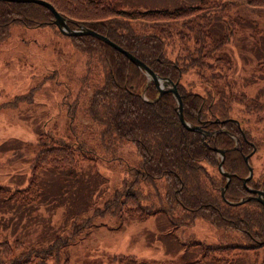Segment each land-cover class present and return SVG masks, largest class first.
Listing matches in <instances>:
<instances>
[{
	"label": "trees",
	"instance_id": "obj_1",
	"mask_svg": "<svg viewBox=\"0 0 264 264\" xmlns=\"http://www.w3.org/2000/svg\"><path fill=\"white\" fill-rule=\"evenodd\" d=\"M48 1L70 26L83 24L105 34L155 72L175 81L184 117L206 131L202 138L199 130L186 128L174 107L172 92L158 95L154 82L147 83L145 71L122 51L90 33L66 34L86 54L83 82L88 83L92 73L100 76L99 81H91L84 110L99 125L101 143L109 145L126 138L134 143L138 154L137 164L129 165L120 184L92 214L109 211L130 219L160 210L174 227L183 228L200 216L218 228L215 241L193 232L184 234L186 242L202 247L205 263L193 258L181 263L155 259L145 264H236L229 259L236 248L264 246L263 204L253 198L230 201L264 190L263 160L262 168L247 179L254 191L248 190L242 179L248 172L243 155L253 145L251 154L257 155L262 144V137L251 136L257 137L252 129L264 118V99L243 89L236 76V55L245 56L240 47L243 32L264 44V0H195L172 7H144L124 4L123 0ZM52 18L51 9L36 1L0 0V39L8 34L13 21L56 27ZM254 60V68L264 76V57ZM146 83L143 97L141 90ZM12 99L6 101L11 103ZM21 144L1 161L21 156ZM217 146L225 148L222 167L231 174L225 198L221 186L226 176L217 166ZM90 153L92 147L82 137L64 138L47 132L38 135L30 160L32 174L27 183L16 186L17 191H9L8 197L12 196L8 200L38 195L39 171L50 167L70 172L83 159L93 157ZM4 186L10 184L0 182V189ZM92 214L74 218L68 232L56 234L43 245L21 247L19 237L11 241L0 237V264H48L47 255L88 225ZM32 254L37 256L34 261ZM119 255L121 252L111 256ZM258 257L255 250L253 264H264V253L260 260Z\"/></svg>",
	"mask_w": 264,
	"mask_h": 264
},
{
	"label": "rangeland",
	"instance_id": "obj_2",
	"mask_svg": "<svg viewBox=\"0 0 264 264\" xmlns=\"http://www.w3.org/2000/svg\"><path fill=\"white\" fill-rule=\"evenodd\" d=\"M123 1L144 7H172L195 0ZM56 27L50 23L26 25L13 21L8 34L0 39V182L10 184L0 189V237L10 241L19 237L21 247L43 245L56 234L68 232L73 219L90 215L102 206L110 190L129 172V165L138 162L131 140L101 143L99 125L84 110L91 81H99L100 76L92 73L88 83L83 82L86 54ZM240 47L245 56L236 55V76L243 89L264 99V76L254 68L255 57H264V44L244 31ZM13 97V102L6 101ZM255 124L252 132L257 137L250 132L251 138L262 137L259 152L250 155L256 173L263 166L260 162H264V118ZM46 132L64 138H84L92 147L93 157L83 159L70 172L50 167L39 171L38 195L22 201L8 200L12 196L8 197L10 190L17 191L16 186L28 182L36 138ZM20 144L23 154L2 162ZM141 185L145 188L142 181ZM189 232L209 241L218 240V228L200 216L180 228L172 226L160 210L130 219L105 211L92 214L88 225L80 227L72 239L46 258L48 264H145L155 259L181 263L193 258L205 263L202 247L186 242L188 237L184 234ZM255 250L260 260L264 246L236 248L229 259L231 263L253 264ZM115 252L121 255L111 256ZM31 256L32 261L37 257Z\"/></svg>",
	"mask_w": 264,
	"mask_h": 264
},
{
	"label": "water",
	"instance_id": "obj_3",
	"mask_svg": "<svg viewBox=\"0 0 264 264\" xmlns=\"http://www.w3.org/2000/svg\"><path fill=\"white\" fill-rule=\"evenodd\" d=\"M36 1L38 3L44 4L45 6H47L48 8L51 9V11L53 12V18L52 21L57 25V27L59 28V30L63 33L66 34H76V33H90L92 35H95L99 38H101L102 40L106 41L107 43L111 44L112 46H114L115 48H117L118 50L122 51L127 57L128 59H130L132 62H134L137 66H139L140 68H142L146 75H147V83L148 81L152 80L154 82V84L157 87L158 90V95H160L163 91L169 90L172 92L174 98H175V109L177 111L178 117L181 121V123L188 129H197L202 133V138L203 135L206 133V131L197 123L195 122H190L188 121L182 112V103H181V96L180 93L177 90V85L176 82L173 81L171 78H169L168 76H164V75H160L157 72H155L150 66H148L143 60H141L139 57H137L135 54H133L131 51H129L128 49L124 48L123 46L119 45L117 42L113 41L112 39H110L108 36H106L105 34L87 26V25H80L77 27H72L67 23V20L65 18L64 15H62L54 6L51 2H49L48 0H33ZM147 83L144 85L141 94L143 97H145L144 95V91L146 88ZM227 131V129H224ZM254 145L251 149L250 152L245 153L243 155L244 161L247 165L248 168V172L245 176L242 177L244 184L246 185V188L248 190L254 191V188H251L247 185V179L252 175V164L250 163L248 157L250 155V153H252L253 149H254ZM216 150L220 153V158L218 160V169L220 170V172L224 173L226 176V180L223 186H221V195L225 198V187L228 183V180L230 178V172H228L227 170L223 169L222 167V161H223V156H224V147H220L217 146ZM250 198L256 199L258 201H260L263 206H264V190L263 188H260L257 190L256 194H246L243 195L241 197H239L236 200H230L232 203H239V202H243L245 200H248Z\"/></svg>",
	"mask_w": 264,
	"mask_h": 264
}]
</instances>
